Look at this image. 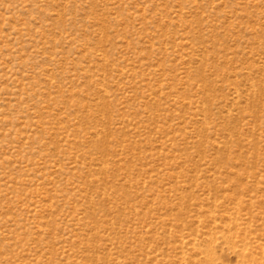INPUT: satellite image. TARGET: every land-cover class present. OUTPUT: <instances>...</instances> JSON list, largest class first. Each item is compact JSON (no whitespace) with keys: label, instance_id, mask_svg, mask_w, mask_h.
Here are the masks:
<instances>
[{"label":"rangeland","instance_id":"obj_1","mask_svg":"<svg viewBox=\"0 0 264 264\" xmlns=\"http://www.w3.org/2000/svg\"><path fill=\"white\" fill-rule=\"evenodd\" d=\"M0 264H264V0H0Z\"/></svg>","mask_w":264,"mask_h":264}]
</instances>
